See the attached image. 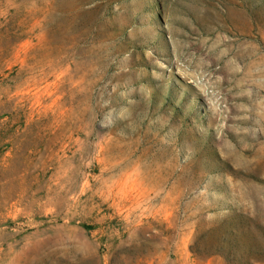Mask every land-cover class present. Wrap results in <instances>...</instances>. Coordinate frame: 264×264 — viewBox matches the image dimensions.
Returning a JSON list of instances; mask_svg holds the SVG:
<instances>
[{
    "label": "rangeland",
    "instance_id": "rangeland-1",
    "mask_svg": "<svg viewBox=\"0 0 264 264\" xmlns=\"http://www.w3.org/2000/svg\"><path fill=\"white\" fill-rule=\"evenodd\" d=\"M0 264H264V0H0Z\"/></svg>",
    "mask_w": 264,
    "mask_h": 264
}]
</instances>
